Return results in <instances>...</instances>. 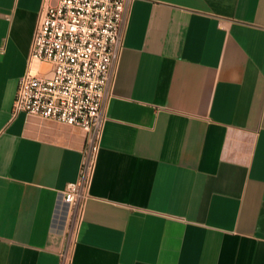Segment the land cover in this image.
<instances>
[{"label": "crops", "instance_id": "crops-1", "mask_svg": "<svg viewBox=\"0 0 264 264\" xmlns=\"http://www.w3.org/2000/svg\"><path fill=\"white\" fill-rule=\"evenodd\" d=\"M42 0H0V264H264V0H131L86 196L83 131L11 113Z\"/></svg>", "mask_w": 264, "mask_h": 264}, {"label": "built area", "instance_id": "built-area-1", "mask_svg": "<svg viewBox=\"0 0 264 264\" xmlns=\"http://www.w3.org/2000/svg\"><path fill=\"white\" fill-rule=\"evenodd\" d=\"M130 2L42 0L28 56L44 67L28 66L17 78L12 114L22 111L83 131L78 179L58 192V205L67 210L86 196ZM58 255L68 263L66 250Z\"/></svg>", "mask_w": 264, "mask_h": 264}]
</instances>
